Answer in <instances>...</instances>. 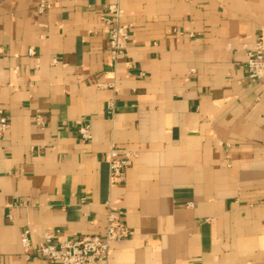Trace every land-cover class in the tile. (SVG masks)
Returning a JSON list of instances; mask_svg holds the SVG:
<instances>
[{"label":"crops","instance_id":"obj_1","mask_svg":"<svg viewBox=\"0 0 264 264\" xmlns=\"http://www.w3.org/2000/svg\"><path fill=\"white\" fill-rule=\"evenodd\" d=\"M40 1L0 0V264H49L44 233L102 235L109 207L132 232L109 264H264V0H120L116 60L110 0Z\"/></svg>","mask_w":264,"mask_h":264},{"label":"built area","instance_id":"obj_2","mask_svg":"<svg viewBox=\"0 0 264 264\" xmlns=\"http://www.w3.org/2000/svg\"><path fill=\"white\" fill-rule=\"evenodd\" d=\"M50 4L41 0L38 11L49 8ZM123 9L120 0H110L105 5V11L100 15L103 30L108 36V46L112 60L124 55L129 37L131 23L121 21ZM33 53L32 49L28 51ZM246 67L248 76L252 80L264 77V46L260 43L247 50ZM39 124L42 120L36 117ZM8 127V118L0 113V137ZM78 134L84 140L91 138L90 124L87 121L80 122ZM135 154L124 152L121 157H116L112 152L109 163V177L112 181H123L125 170L131 164ZM30 229L25 227L20 232V242L24 248L30 244ZM132 232L122 218V211L117 207H109L105 217V227L102 235L87 234L75 236L70 239L53 240V235L44 233L43 242L37 248V254L46 259L49 264H109V252L112 242L128 239ZM29 254H26L28 257Z\"/></svg>","mask_w":264,"mask_h":264}]
</instances>
